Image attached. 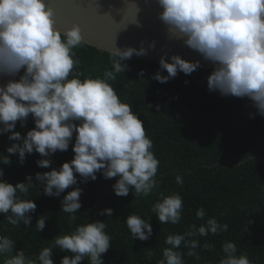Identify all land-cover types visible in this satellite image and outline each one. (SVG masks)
Listing matches in <instances>:
<instances>
[{
  "label": "clouds",
  "instance_id": "obj_1",
  "mask_svg": "<svg viewBox=\"0 0 264 264\" xmlns=\"http://www.w3.org/2000/svg\"><path fill=\"white\" fill-rule=\"evenodd\" d=\"M159 4L163 9L160 19L170 33L215 65L208 77L209 90L248 97L264 115V0H159ZM54 17L55 9L48 0H0V74L15 75L24 69L19 80L0 85V134L10 132L9 139L15 141L7 152L18 153L22 163L26 154L36 151L45 157L37 161L38 166L48 168L52 161L47 157L57 150H67L76 133L75 156L58 170L36 173L35 182L32 176L15 185L0 179V214L12 225L21 221L31 225L30 213L37 205L32 199H22L20 194L27 195L34 183L44 185V194L59 196L77 184L74 173L86 181L95 180L97 172L102 171L105 178L119 177L113 185L117 196H127L134 189L136 197L148 196L157 184L160 161L152 150L153 141L146 134L144 121L130 103L121 100L110 83L116 80V74L126 71L125 60L133 54H146V49L114 47L110 53L114 71H106L103 78L84 79L77 72L69 79L79 63L73 49L84 39L78 24L61 30ZM159 63L167 71V75L155 74L154 79L161 83L174 78L178 71L187 75L200 67V61L180 55H172L170 61L161 56ZM30 114L35 127L22 136L14 131L16 123L26 121ZM10 162L5 155L2 163ZM3 175L0 168V177ZM176 182L182 184L183 178L177 175ZM82 191L76 187L63 197L62 211L73 214L70 220H75L74 214L81 209ZM182 209V196L173 193L158 201L152 211L161 224H176L181 220ZM105 213L111 217L113 209L105 208L101 215ZM205 215L203 207L197 210L198 219ZM46 219L41 216L37 220L39 232L45 229ZM126 224L134 239L143 241L152 235L150 220L139 214L128 215ZM106 227L101 220L79 225L71 233L55 237L54 243L43 247L35 259L20 249L4 264H54V248L73 254L65 255L61 264H80L85 258L90 264H104L102 254L111 244ZM227 230L228 224L219 223L213 216L198 229L193 224L184 234H170L165 240L170 247L164 248L158 264H184V254L178 250L182 243L189 248L187 255H195L193 250L199 247V241H186V237ZM14 249V241L0 235V255ZM222 249L220 264H253L246 253L237 255L234 242H225Z\"/></svg>",
  "mask_w": 264,
  "mask_h": 264
},
{
  "label": "trees",
  "instance_id": "obj_2",
  "mask_svg": "<svg viewBox=\"0 0 264 264\" xmlns=\"http://www.w3.org/2000/svg\"><path fill=\"white\" fill-rule=\"evenodd\" d=\"M73 51L79 63L69 79L77 72L84 79L103 78L106 71H114L110 52L86 43ZM124 63L126 71L116 74V80L110 83L121 100L130 103L144 121L146 134L153 141L152 150L160 161L156 187L146 197H136L134 189L127 196H117L113 185L119 177L105 178L102 171L97 172L95 180L86 181L74 173L77 184L59 196L44 194V185L34 183L27 195L20 194L22 199H32L37 205L30 213L31 225L22 221L12 225L0 214V235L15 243L12 253L0 255V264L20 249L35 259L58 235L71 233L77 226L96 220L105 221V231L111 237L108 251L102 254L104 264H158L163 259L164 248L170 247L165 243L168 235L184 234L193 224L198 229L213 216L219 223H227L228 230L207 236L197 232L186 237V241L198 240L199 247L193 250L195 255L189 256L186 243L181 244L178 250L184 254V264H220L224 257L222 245L229 241L236 244L237 255L246 253L253 264H264V115L259 114L248 97L209 90L208 77L214 69H197L187 75L178 71L174 78L161 83L154 76L157 72L167 75V71L159 63L129 59ZM23 73L21 69L18 80ZM34 127L35 120L30 114L26 121H17L14 131L25 136ZM10 135V132L0 134V168L4 172L0 179L13 185L27 182L28 176L35 182L36 173L58 170L75 156L74 132L67 150H57L47 157L52 161L48 168L38 166L37 161L45 157L36 151L26 154L21 163L18 153L7 152L15 143L9 139ZM5 155L10 164L2 163ZM177 175L183 178L182 184L176 182ZM76 187L83 190L81 209L74 214L76 219L70 220L73 214L62 211V201ZM173 193L183 198L181 220L176 224H161L152 209ZM109 207L113 209L112 216L101 215ZM201 207L206 215L198 219L196 213ZM132 213L150 220L153 231L149 239L133 238L126 224L127 216ZM41 216L47 219L45 229L39 232L35 225ZM206 244L212 247L206 248ZM65 255L73 254L54 248V264H61ZM80 264H90L89 259Z\"/></svg>",
  "mask_w": 264,
  "mask_h": 264
},
{
  "label": "water",
  "instance_id": "obj_3",
  "mask_svg": "<svg viewBox=\"0 0 264 264\" xmlns=\"http://www.w3.org/2000/svg\"><path fill=\"white\" fill-rule=\"evenodd\" d=\"M55 9L56 26L67 30L78 24L83 43L101 51L133 47L146 49V54L129 60L159 63L161 56L170 61L180 55L190 61H200L198 69H214L215 65L198 51L188 47L184 40L173 36L168 25L160 19L163 11L159 0H48ZM154 45V46H153ZM160 64V63H159ZM15 75L0 74V85L18 80Z\"/></svg>",
  "mask_w": 264,
  "mask_h": 264
}]
</instances>
